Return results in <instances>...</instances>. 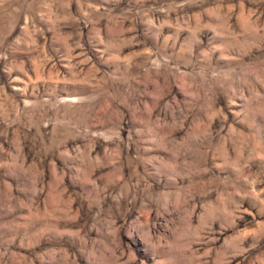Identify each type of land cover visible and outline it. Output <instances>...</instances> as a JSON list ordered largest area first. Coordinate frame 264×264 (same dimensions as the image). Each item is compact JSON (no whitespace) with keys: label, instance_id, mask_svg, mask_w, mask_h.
<instances>
[{"label":"rangeland","instance_id":"374dc122","mask_svg":"<svg viewBox=\"0 0 264 264\" xmlns=\"http://www.w3.org/2000/svg\"><path fill=\"white\" fill-rule=\"evenodd\" d=\"M0 264H264V0H0Z\"/></svg>","mask_w":264,"mask_h":264}]
</instances>
